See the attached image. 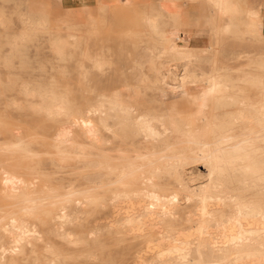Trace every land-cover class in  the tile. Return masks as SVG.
Instances as JSON below:
<instances>
[{
	"label": "bare ground",
	"instance_id": "1",
	"mask_svg": "<svg viewBox=\"0 0 264 264\" xmlns=\"http://www.w3.org/2000/svg\"><path fill=\"white\" fill-rule=\"evenodd\" d=\"M210 2L219 18L229 16L224 30L233 31L235 22L240 21L237 3ZM128 3L132 0L99 2L105 10ZM152 16L144 14L143 19L155 29ZM173 19L177 20L175 16ZM263 19L259 8L247 9L241 20L245 28L237 29L238 33H252L264 40V33H259ZM93 32L89 28L85 33ZM71 36L78 45L84 33ZM164 38L175 39L171 48L179 52H189L193 40L190 35L174 32L165 33ZM50 44L51 51L64 58L68 41L54 37ZM82 53L91 57L86 47ZM254 61L255 66L264 67V56ZM94 62L101 68V59L95 58ZM220 69L200 74L185 69L178 76L177 85L169 84L170 92L180 91L179 98L190 108L187 121L181 120L173 105L140 109L137 97L141 94L137 93L127 97L119 92L100 94L94 101L73 109L63 94L38 91L24 84L22 91L29 98L28 107L59 122L55 139L80 153L91 148L100 152L92 151L91 156L104 155L102 162L92 157L87 159L96 167H104L103 177H92L102 184L104 192L85 191L81 197L87 200L80 202H104L109 208L108 217L102 225L95 224L85 232L71 227L78 216L72 217L62 208L53 233L66 244L79 246L87 243V236L97 240L104 231L116 232L120 241L135 247L132 264H264V137L259 136L260 130L256 136H234L236 126L248 123L247 118H256L253 122L264 126V82L246 78L248 84L261 87L258 100L244 103L253 110L238 109L231 113L230 121L216 122L211 108L248 101L251 92L237 85L224 71L225 67ZM34 97L39 100H33ZM245 129L254 130L252 125ZM179 143H184L180 148L192 150L189 158H182L183 153L176 152ZM195 162L197 169L185 167ZM138 170L143 180L141 185L131 180ZM33 196L27 193L22 199ZM27 205L0 226V245L10 252L9 255L0 252V262L13 261L14 253L27 244L30 264H71L66 254L48 242L47 235L39 234L33 221L40 219L32 216L37 209ZM137 237L142 244L139 248ZM39 241L43 244V254L38 251ZM83 255L96 258L92 251Z\"/></svg>",
	"mask_w": 264,
	"mask_h": 264
},
{
	"label": "rangeland",
	"instance_id": "2",
	"mask_svg": "<svg viewBox=\"0 0 264 264\" xmlns=\"http://www.w3.org/2000/svg\"><path fill=\"white\" fill-rule=\"evenodd\" d=\"M100 1L0 0V226L10 215L19 213L21 206H35L37 211L32 216L40 219L33 221L39 234L47 235L48 242L68 256V263L132 264L135 247L120 241L116 232L104 231L97 240L87 236V243L79 246L66 244L53 233L62 208L70 216H78L71 227L85 232L95 224L102 225L108 217L109 208L104 202H80L87 200L81 197L85 191L104 192L102 184L92 180L96 175L103 177L104 167L87 162L91 157L102 162L104 155L91 156L92 151L100 153L91 148L80 153L55 139L59 122L28 107L29 98L22 91L23 85L38 91L61 93L73 109L94 101L100 94L119 92L127 97L137 93L141 94L137 97L140 109L173 105L174 112L182 121H187L190 108L179 98L180 91L170 92L169 84L176 82L177 85L178 76L185 69H194L200 74L219 71L222 66L237 85L251 91L248 101L211 108L213 120L230 121L231 113L238 109L253 110L244 103L249 104L261 96L260 86L244 80L250 77L264 82V67L254 65L256 57L264 56V40L252 33H238L237 29L245 28L241 21L245 11L261 9L262 0H233L238 5L240 19L235 22L233 31L224 30L229 16L219 18L210 0H199L200 18L195 26L207 29V38L196 46L191 40L189 52L172 50L175 39L164 38L165 33H173L179 24L162 11L160 5L165 0H132L109 10L102 9ZM144 14L153 15L155 29L147 25ZM38 22H42L41 25ZM183 25L189 23L186 21ZM89 28L94 32L86 35ZM79 32L84 33V37L77 45L71 34ZM54 37L68 41L64 58H58L51 51L50 41ZM84 47L91 57L83 55ZM95 58L101 59V68L95 66ZM254 120L256 118H247L249 124L237 125L234 136H256L260 130L259 136L264 137V126ZM248 125L254 130L245 129ZM183 145L179 143L176 152L183 153L182 158H189L192 150L180 148ZM129 152L133 153L132 148ZM68 153L71 155H66ZM185 167L197 169L198 163ZM131 178L132 183L143 184L139 170ZM27 193H32L33 198L22 199ZM135 241L139 248L140 238ZM7 249L0 245V252L9 255ZM38 251L44 252L41 241ZM91 251L96 255L93 260L83 255ZM28 255L29 245L25 244L14 253L13 261L4 260L0 264H30Z\"/></svg>",
	"mask_w": 264,
	"mask_h": 264
},
{
	"label": "crops",
	"instance_id": "3",
	"mask_svg": "<svg viewBox=\"0 0 264 264\" xmlns=\"http://www.w3.org/2000/svg\"><path fill=\"white\" fill-rule=\"evenodd\" d=\"M86 1V0H85ZM164 8H161L162 11L168 14V16H175L177 18V22L179 23L178 26L175 28L174 33H183L186 36H192V44L193 46L201 45L206 40V31L207 29L200 28L195 26V23L200 18V8L201 3L199 0H165L163 4ZM264 0H262V6L260 10L261 16L264 17ZM171 14V15H169ZM182 17V18H181ZM188 22V26H184L185 22ZM183 25V26H182ZM264 33V19H263V26L259 27V33Z\"/></svg>",
	"mask_w": 264,
	"mask_h": 264
}]
</instances>
